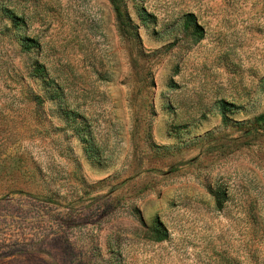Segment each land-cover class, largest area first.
<instances>
[{
    "label": "rangeland",
    "instance_id": "1",
    "mask_svg": "<svg viewBox=\"0 0 264 264\" xmlns=\"http://www.w3.org/2000/svg\"><path fill=\"white\" fill-rule=\"evenodd\" d=\"M122 11L0 0V264H264V0Z\"/></svg>",
    "mask_w": 264,
    "mask_h": 264
},
{
    "label": "trees",
    "instance_id": "2",
    "mask_svg": "<svg viewBox=\"0 0 264 264\" xmlns=\"http://www.w3.org/2000/svg\"><path fill=\"white\" fill-rule=\"evenodd\" d=\"M108 3L110 4L112 11L114 13L115 16V20L117 23V27H118V31L122 34V35H128L130 33V26L125 18V15L122 11V4L123 2L127 1V0H107ZM191 21L188 19L186 21L187 25L190 23ZM21 44L23 45L24 49H27L30 47L31 41L28 39H23L20 38ZM36 76H40L42 74V70L36 69L35 72ZM52 88V92H53V97L54 99H58L60 100L59 97V88L55 87L54 85L51 86ZM67 117H69V114L67 115ZM264 116H260L258 118L259 122H263ZM156 232V238L155 241L156 242H160L163 241L165 238V234H162L160 231L155 230Z\"/></svg>",
    "mask_w": 264,
    "mask_h": 264
}]
</instances>
